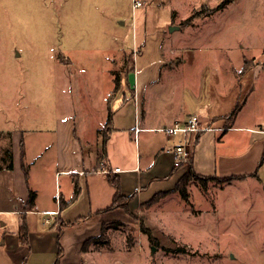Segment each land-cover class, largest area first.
I'll use <instances>...</instances> for the list:
<instances>
[{"label":"rangeland","instance_id":"1","mask_svg":"<svg viewBox=\"0 0 264 264\" xmlns=\"http://www.w3.org/2000/svg\"><path fill=\"white\" fill-rule=\"evenodd\" d=\"M143 2L133 9L131 0H0V130L24 129L23 151L35 158L25 165L29 176L56 174L58 123L75 114L80 91L85 102L102 105L97 89L105 73L114 83L121 70L135 76L140 96L130 107L146 104L172 115L180 99L193 105L199 93L223 103L225 115L213 126L264 123V0ZM170 25L179 27L170 31ZM225 84L220 97L217 88ZM92 117L86 115L88 123ZM259 177L201 182L190 174L187 199L176 184L153 200L97 216L63 202L57 178L40 195V207H57L58 200L70 217L94 216L66 231L61 247L73 264H264V167ZM5 200V206L19 204ZM26 218L31 229L51 230L46 215ZM20 241L0 245V264L56 259L36 253L15 259ZM76 244L84 255L70 256Z\"/></svg>","mask_w":264,"mask_h":264},{"label":"crops","instance_id":"2","mask_svg":"<svg viewBox=\"0 0 264 264\" xmlns=\"http://www.w3.org/2000/svg\"><path fill=\"white\" fill-rule=\"evenodd\" d=\"M166 71L168 74V70ZM162 74H159L162 79L158 80L161 83L165 75ZM103 76L104 84H101L100 90L97 89V93L103 97L102 105L96 106L91 100L85 102V96L80 91L75 114L58 123L52 142L57 148L59 168L56 174L29 176L25 165L34 162L35 158L27 156L23 151V145L26 144L24 129L17 128L11 134L4 129L0 130V245H5L10 240H21L19 230L22 217L26 219L28 233L27 243H17L16 247L20 251L15 259L25 261L26 256L34 253L38 256H56L59 249L58 228L62 226L63 246L67 230L80 225L83 219L87 223L93 219L94 216L81 213L78 216L72 214L70 217L67 209L62 213L61 201L58 200L57 207H40L43 204L40 195L50 193L52 181L55 183L57 178V189L64 188L61 193L65 195L63 202L77 208H87L95 216L107 213L101 210L112 203L115 189L109 176L119 179L122 194H133L129 199L130 206L140 204L155 192L174 188L177 180L189 170V161L178 166L175 164L173 147L180 143L181 138L168 135L160 128L181 123L190 115L197 114L203 123L212 127L211 130L192 134L189 138L192 169L195 174L216 175L221 178L235 176L236 178L227 180L231 183L251 177L255 180L260 178L259 170L264 167V163L258 165L264 157V123L256 126L235 123L213 126L211 121L216 122L225 115L221 113L223 103L218 101L217 96H210L208 100L197 92L195 98L198 100L193 105L180 99L172 115L156 114L153 109H146V104L142 108L141 105L137 108L136 103L130 107L129 100L132 97L135 99L136 94L139 95L134 75L121 70L118 75V88L111 72ZM255 87L256 84H252L246 91V99L254 93ZM217 91L220 97L225 94L226 84L225 88L218 86ZM89 113L93 116L91 123L86 120ZM77 114L81 118L79 124ZM109 116L110 121L106 125ZM104 134L105 149L102 141ZM197 134L198 139L195 138ZM115 167L119 171L113 170ZM75 185L79 187L77 196H74ZM30 191L35 192L33 207L26 203ZM9 197L17 199L19 204L14 207L5 206V199ZM33 213L46 215L43 223L50 225L51 230L31 229L26 217ZM9 214L14 216H4ZM84 236L79 241H83ZM78 245L72 246L70 256L84 255L82 251L80 254L76 250ZM7 255L13 259L9 252ZM61 256L63 264H73L65 261L67 254L64 250Z\"/></svg>","mask_w":264,"mask_h":264},{"label":"trees","instance_id":"3","mask_svg":"<svg viewBox=\"0 0 264 264\" xmlns=\"http://www.w3.org/2000/svg\"><path fill=\"white\" fill-rule=\"evenodd\" d=\"M116 88H118V83L116 85ZM110 121V116L107 118V121H106V125L108 124V122ZM199 134V133H198ZM198 134L196 135V139H198ZM103 148L105 149V146H106V135L104 134L103 135ZM189 161V170H187L186 172H184V174H182V177L179 178V180L176 182V186L174 189H178L182 195V197H184L185 199H187V192H186V183L188 181V176L191 174L194 176L195 179H198L199 181L201 182H205L206 180H209V179H212V178H215L217 180H224V181H227V180H231V179H234L236 178L235 176H228L227 178H221V177H218L216 175H212V176H205V175H201V174H195L193 172V169H192V154L190 156V158L188 159ZM262 163H264V157L258 162V165H261ZM178 166V165H177ZM175 166V167H177ZM246 176V175H244ZM109 181L111 183L112 186H114V189H115V192H114V195H113V198H112V203L105 209L101 210V211H106L108 210L109 208H113V207H117V206H121V207H125L127 209H129V199L133 197V194H130V195H124L122 194L121 192V186L119 185V179L117 177H112V176H109ZM75 192H74V196H77L78 193H79V187L75 185ZM166 191H160V192H157L155 194H153V197L150 198L149 200H153L155 199L159 194H162ZM35 196V192L34 191H30L29 192V197L26 201L27 205H31V207H33L34 205V198ZM23 220H22V223H21V227H20V230H19V233H20V238H21V241L23 243H27L28 242V233H27V225H26V219L24 217H22ZM68 222H66L67 224ZM65 224V222H64ZM70 224V223H69ZM62 226L58 228V236H57V246L59 247L58 249V252L56 254V259L53 261L52 264H60V257L61 255L63 254V247H61V244L59 242V239L61 238L62 236Z\"/></svg>","mask_w":264,"mask_h":264},{"label":"built area","instance_id":"4","mask_svg":"<svg viewBox=\"0 0 264 264\" xmlns=\"http://www.w3.org/2000/svg\"><path fill=\"white\" fill-rule=\"evenodd\" d=\"M133 9L144 6L143 0H131ZM165 133L171 136H178L181 138L179 144L173 147V154H175V164L179 165L183 161H188L191 156L190 137L192 134L198 132L211 130L212 127L203 123L200 117L196 115H190L185 121L181 123H175L163 128H160ZM113 170L119 171L118 167Z\"/></svg>","mask_w":264,"mask_h":264},{"label":"water","instance_id":"5","mask_svg":"<svg viewBox=\"0 0 264 264\" xmlns=\"http://www.w3.org/2000/svg\"><path fill=\"white\" fill-rule=\"evenodd\" d=\"M177 28H178V26L170 25L169 30L172 31V30H175V29H177ZM84 264H85V263H84Z\"/></svg>","mask_w":264,"mask_h":264}]
</instances>
